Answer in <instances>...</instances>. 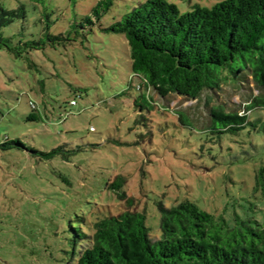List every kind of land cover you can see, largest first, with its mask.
Instances as JSON below:
<instances>
[{
    "label": "rangeland",
    "instance_id": "rangeland-1",
    "mask_svg": "<svg viewBox=\"0 0 264 264\" xmlns=\"http://www.w3.org/2000/svg\"><path fill=\"white\" fill-rule=\"evenodd\" d=\"M96 1L0 0L9 8L23 4L28 12L26 21L16 19L2 30L4 37L14 35L9 45L21 48V57L0 48V143L19 139L41 151L76 149L65 152L67 160L47 161L26 150L0 149V264H73L67 251L77 215L105 203L128 208L126 201L104 199L106 183L117 175L125 180L127 198L145 210L152 238L161 234L158 201L170 206L188 198L228 220L234 213L264 217V190L255 188V174L264 167V107L252 111V125L224 134L209 130L203 109L208 92L199 99L153 93L156 103L140 109L133 103L136 90L128 87L125 38L101 29H79L75 41L48 43L26 58L17 42L41 32L47 21L41 7L56 21L51 32L58 34L90 14ZM138 1H116L104 24ZM169 1L186 12L221 0ZM260 95L249 78L223 82L212 98L227 111L244 112ZM31 113L36 120L28 119Z\"/></svg>",
    "mask_w": 264,
    "mask_h": 264
},
{
    "label": "trees",
    "instance_id": "trees-1",
    "mask_svg": "<svg viewBox=\"0 0 264 264\" xmlns=\"http://www.w3.org/2000/svg\"><path fill=\"white\" fill-rule=\"evenodd\" d=\"M116 1L97 0L90 14L81 15L68 24V31L58 34L51 32L56 21L43 6L40 12L46 14L47 21L41 32L36 37L19 39L18 46L25 48L29 58L33 50L37 52L48 43L52 46L55 41H75L79 29L122 34L130 72L128 87L136 90L134 105L150 109L156 103L153 93L163 99L171 93L199 99L208 92L203 109L212 133H234L253 124L252 111L264 107V0H221L210 7L194 4L186 12L169 0H139L105 25L103 17ZM19 18H28L23 4L9 8L0 3V48L21 57V48L9 45L14 35H2V30ZM83 37L87 38L85 34ZM249 78L261 95L247 102L246 111H227L222 104L213 102L212 93L223 82L240 83ZM72 100L70 105L75 106L76 100L75 104ZM29 105L33 111L39 108L32 100ZM67 115L69 112L60 116V121ZM178 118L185 123L183 114L178 113ZM28 119L37 117L31 113ZM11 147L46 161L56 156L67 160L65 152L76 150L58 146L41 151L19 139L0 143L2 150ZM60 177L71 183L68 177ZM124 183L122 175L108 181L105 189L109 198L104 199L126 201L128 208L97 205L77 215L78 226L70 224L73 233L69 238L71 250L67 252L73 264H264V217L259 220L234 213L228 220L188 198L170 206L158 201L161 234L152 238L145 210L127 198ZM259 186L264 190V167L255 174V188Z\"/></svg>",
    "mask_w": 264,
    "mask_h": 264
},
{
    "label": "built area",
    "instance_id": "built-area-1",
    "mask_svg": "<svg viewBox=\"0 0 264 264\" xmlns=\"http://www.w3.org/2000/svg\"><path fill=\"white\" fill-rule=\"evenodd\" d=\"M71 103H72V104H75V100H72ZM32 106H34V105H32Z\"/></svg>",
    "mask_w": 264,
    "mask_h": 264
}]
</instances>
